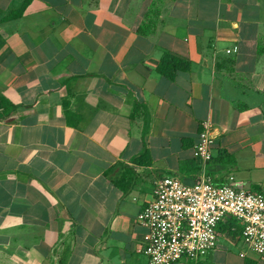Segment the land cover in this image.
<instances>
[{
    "label": "crops",
    "instance_id": "crops-1",
    "mask_svg": "<svg viewBox=\"0 0 264 264\" xmlns=\"http://www.w3.org/2000/svg\"><path fill=\"white\" fill-rule=\"evenodd\" d=\"M204 123L206 175L264 195V0H0V264H149L138 217L202 175ZM241 232L197 264H264Z\"/></svg>",
    "mask_w": 264,
    "mask_h": 264
},
{
    "label": "built area",
    "instance_id": "built-area-1",
    "mask_svg": "<svg viewBox=\"0 0 264 264\" xmlns=\"http://www.w3.org/2000/svg\"><path fill=\"white\" fill-rule=\"evenodd\" d=\"M238 52V48L227 51ZM194 146L203 173L192 185L175 177L156 183L153 199L140 213L139 222L147 227L141 251L149 264H197L216 249L217 229L227 218L242 225L241 238L248 249L264 258V195L231 182L216 184L206 175L212 160L215 136L209 123Z\"/></svg>",
    "mask_w": 264,
    "mask_h": 264
},
{
    "label": "trees",
    "instance_id": "trees-1",
    "mask_svg": "<svg viewBox=\"0 0 264 264\" xmlns=\"http://www.w3.org/2000/svg\"><path fill=\"white\" fill-rule=\"evenodd\" d=\"M190 64L178 57L167 54L163 57L158 68L159 72L169 78H174L175 74L180 70H189ZM7 110V109H6ZM8 111V110H7ZM6 112V111H5ZM6 116L9 113H5Z\"/></svg>",
    "mask_w": 264,
    "mask_h": 264
}]
</instances>
